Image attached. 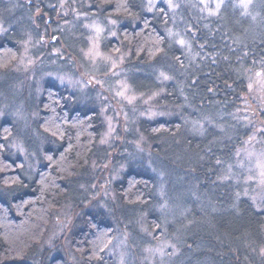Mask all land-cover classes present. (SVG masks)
I'll use <instances>...</instances> for the list:
<instances>
[{
	"label": "trees",
	"instance_id": "16d2710c",
	"mask_svg": "<svg viewBox=\"0 0 264 264\" xmlns=\"http://www.w3.org/2000/svg\"><path fill=\"white\" fill-rule=\"evenodd\" d=\"M90 5L87 11L94 16L125 20L117 29L118 39L106 42L103 50L111 54L127 52L141 65L167 68L161 74L169 81L162 80L156 71L132 78L135 93L150 95L161 88L162 94L154 98L152 106L171 112L166 120L142 119L140 131L150 143L159 141L158 148L177 153L179 161L199 162L194 166L202 167L199 173L210 174L215 186L204 198L211 197L219 212L207 214L206 226L202 227L203 232L212 231L215 241L208 240L210 235L201 229L195 235L188 233L191 248L182 246V264H240V259L259 253L264 244V212H259L255 206L258 203L253 202L259 195L254 190L256 178L245 181L246 172L251 174L252 168L241 149L256 135L253 119L264 120V112L254 107L249 113L243 105L249 101L247 79L251 81L264 71V0H253L247 7L238 0H224L215 15L192 19L182 33L197 57L192 65L186 64L179 45L170 44L166 36L164 29L171 24V14L162 2L150 13L145 0H90ZM13 33L10 30L0 38V73L12 68L20 56ZM168 64L186 68L185 82L176 79L180 76L174 75ZM185 120H198L201 125L191 131ZM102 126L96 109L88 110L67 88L46 83L35 127L53 142L45 138L48 143L43 162L28 181L21 173L24 163L5 154L15 128L10 121L0 123V188L11 191L10 196L0 199V264H30L49 232L54 213L89 166ZM255 146L250 149L258 148ZM239 150L240 170L233 164ZM180 165L186 167L185 163ZM234 176H239L238 182L234 183ZM155 184L147 169L137 168L124 172L114 186L126 209L148 214V226L156 233L157 222L150 216L155 215L159 204L153 196ZM116 234L114 221L93 211L69 231L67 241L80 264H116L112 256H106ZM42 253L39 264H45ZM48 264L66 261L57 256Z\"/></svg>",
	"mask_w": 264,
	"mask_h": 264
},
{
	"label": "rangeland",
	"instance_id": "374dc122",
	"mask_svg": "<svg viewBox=\"0 0 264 264\" xmlns=\"http://www.w3.org/2000/svg\"><path fill=\"white\" fill-rule=\"evenodd\" d=\"M222 1L145 0V6L149 13L159 2L167 6L171 24L164 29L166 36L170 44L179 45L186 64L192 65L197 57L183 30L198 16L215 15ZM238 1L247 7L253 0ZM89 6L90 0H0V38L14 31L13 39L20 47V56L12 68L0 73V123L7 120L15 128L5 154L24 163L22 176L31 181L43 162L47 141L53 142L35 127L37 107L46 83L67 88L88 110L96 109L103 125L89 166L75 180V189L66 202L54 213L49 232L30 264H39L41 252L45 264L57 256L63 257L66 264H80L70 251L67 234L86 213L93 211L102 212L117 225V234L106 255L112 256L116 264H182V246L191 248L187 240L192 237L187 234L195 235L197 229L203 232L207 214L219 212L211 197L204 198L215 186L210 174L203 175L199 173L202 167L194 166L199 162L179 161L177 153L167 147L158 148L159 141L150 143L140 131L142 119L166 120L171 112L157 111L158 107L152 106L154 98L162 94L161 88L150 95L135 93L132 78L138 73L161 74L167 68L160 64L141 65L132 61L127 52L111 54L103 50L106 42L118 39L117 29L125 20L94 16L87 11ZM176 65L168 64V68L183 83L187 78L186 68ZM263 73L259 71L251 81L247 79L249 101L243 105L249 113L254 107L264 112ZM161 76L162 80L169 81V77ZM185 121L191 131L201 125L198 120ZM253 123L256 135L241 149V154L252 168L251 174L246 172L245 181H251L252 176L257 180L254 190L259 195L253 202L258 203L255 206L259 212H264L261 205L264 202V120L254 118ZM254 145L258 148L250 149ZM233 164L240 167V150ZM137 168L147 169L157 184L153 196L159 204L155 215H150L157 222L156 233L152 231L155 228L151 230L148 226V214L126 209L115 191L114 184L122 174ZM238 177H233L234 183ZM10 193L0 188V199ZM209 231L203 234L210 235L208 240L214 242ZM261 233L264 239V227ZM240 264H264V244L259 253L247 260L240 259Z\"/></svg>",
	"mask_w": 264,
	"mask_h": 264
},
{
	"label": "snow or ice",
	"instance_id": "6c2138e0",
	"mask_svg": "<svg viewBox=\"0 0 264 264\" xmlns=\"http://www.w3.org/2000/svg\"><path fill=\"white\" fill-rule=\"evenodd\" d=\"M244 6H246V5H244Z\"/></svg>",
	"mask_w": 264,
	"mask_h": 264
}]
</instances>
